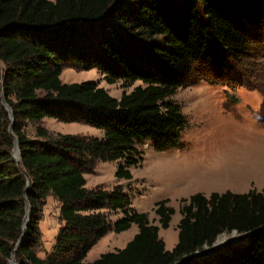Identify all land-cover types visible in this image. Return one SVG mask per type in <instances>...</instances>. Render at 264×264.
Segmentation results:
<instances>
[{
    "label": "trees",
    "instance_id": "trees-1",
    "mask_svg": "<svg viewBox=\"0 0 264 264\" xmlns=\"http://www.w3.org/2000/svg\"><path fill=\"white\" fill-rule=\"evenodd\" d=\"M253 26L264 27V0H0V264H264V189L184 200L177 243L168 251L147 214L130 208L122 186L88 190L84 177L98 163L119 161L115 177L129 181L139 146L177 145L185 118L174 95L197 64L241 60ZM67 68L97 70L126 89L140 85L116 99L91 81L63 83ZM44 118L85 124L103 137L37 128L36 139L28 138L27 124ZM49 196L60 205L63 226L52 254L41 259L38 222ZM167 204L154 206L163 229L174 214ZM117 212L122 217L112 222ZM132 225L138 232L123 249L83 262L108 232ZM233 231L251 235L205 250Z\"/></svg>",
    "mask_w": 264,
    "mask_h": 264
},
{
    "label": "rangeland",
    "instance_id": "rangeland-1",
    "mask_svg": "<svg viewBox=\"0 0 264 264\" xmlns=\"http://www.w3.org/2000/svg\"><path fill=\"white\" fill-rule=\"evenodd\" d=\"M248 34L250 47L241 60L225 58L223 63L215 59L197 64L187 86L174 95L173 101L181 106L185 118L177 145L161 151L150 142L139 146L141 159L129 168V181L115 177L119 161L98 163L92 173L84 176L88 190L99 187L111 191L122 186L130 208L146 213L149 222L159 228L166 250L177 243L179 209L184 200L198 193L209 197L213 193L245 194L264 189V27L253 26ZM60 79L66 84L94 82L116 99L140 85L136 82L126 89L121 82L108 84L97 70L72 68L64 69ZM37 128L51 135L103 137L102 131L91 126L51 118L28 123L23 131L28 138L36 139ZM163 200L174 211L167 229L160 226L154 213L155 204ZM59 207L51 196L42 207L40 245L35 249L41 259L52 254L56 235L63 226ZM121 217L122 213L117 212L110 220ZM137 232L136 225L120 234L108 232L83 262L123 249ZM231 235L224 234L227 239Z\"/></svg>",
    "mask_w": 264,
    "mask_h": 264
},
{
    "label": "water",
    "instance_id": "water-1",
    "mask_svg": "<svg viewBox=\"0 0 264 264\" xmlns=\"http://www.w3.org/2000/svg\"><path fill=\"white\" fill-rule=\"evenodd\" d=\"M0 96H1V93H0ZM1 104L4 107V109L8 112L10 121L12 123L13 122V115H12L11 109L5 103L3 98L1 99ZM12 156H13L15 162L18 163L20 161V151H19V147H18V141L16 138L14 140V148L12 150ZM27 187H28V183H27ZM26 206H27V209L25 211L24 223L22 225V232L23 233H24L26 225L28 223V218H29V213H30V209L28 208L27 200H26ZM250 235H251V233L240 235L236 231H233L231 237L229 239H227V238H225L224 234H222V235H220V236H222L221 239H219V237H218L216 239L215 243L212 245V247L211 248H205V250L207 252H216V251L222 250L225 246H227L229 244H236V243L244 242ZM23 237L24 236L22 235L20 237V239L18 240V242L16 243V246H15L16 248L18 245L21 244ZM16 248H15V250H16ZM10 264H14V262L10 261Z\"/></svg>",
    "mask_w": 264,
    "mask_h": 264
},
{
    "label": "crops",
    "instance_id": "crops-1",
    "mask_svg": "<svg viewBox=\"0 0 264 264\" xmlns=\"http://www.w3.org/2000/svg\"><path fill=\"white\" fill-rule=\"evenodd\" d=\"M50 1H54V0H50ZM169 251V250H168Z\"/></svg>",
    "mask_w": 264,
    "mask_h": 264
}]
</instances>
